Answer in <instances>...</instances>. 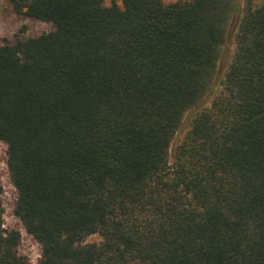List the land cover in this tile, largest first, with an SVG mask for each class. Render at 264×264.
<instances>
[{"label":"trees","instance_id":"16d2710c","mask_svg":"<svg viewBox=\"0 0 264 264\" xmlns=\"http://www.w3.org/2000/svg\"><path fill=\"white\" fill-rule=\"evenodd\" d=\"M7 1L52 25L0 43V141L38 264H264V0ZM19 240L0 201V264H30Z\"/></svg>","mask_w":264,"mask_h":264},{"label":"rangeland","instance_id":"374dc122","mask_svg":"<svg viewBox=\"0 0 264 264\" xmlns=\"http://www.w3.org/2000/svg\"><path fill=\"white\" fill-rule=\"evenodd\" d=\"M103 4L109 5L115 2L121 5L122 0H101ZM170 2L174 0H163ZM262 0H256L261 2ZM242 8L232 10L229 14L225 30L224 41L219 47L218 58L214 67L211 78H221L226 71L232 57L235 46L234 36L237 29L238 21L242 15ZM52 29L50 22L33 19L21 14L13 12L11 5L7 0H0V43H14L18 38L38 35L42 32H47ZM211 96L206 101L209 103ZM189 126L188 115L186 114L180 129L172 139L171 146L174 147L179 143L185 131ZM5 144L0 141V184L1 193L0 201L2 205V221L3 227L6 229L13 228L19 231L20 240L18 244V251L26 256L30 264H38L40 257V245L35 239L28 234L21 221L13 214V206L16 197V190L13 187L6 168L5 163ZM87 241L98 240L97 235L88 236Z\"/></svg>","mask_w":264,"mask_h":264},{"label":"built area","instance_id":"2783aa9c","mask_svg":"<svg viewBox=\"0 0 264 264\" xmlns=\"http://www.w3.org/2000/svg\"><path fill=\"white\" fill-rule=\"evenodd\" d=\"M7 168V167H6ZM7 172H8V170H7Z\"/></svg>","mask_w":264,"mask_h":264}]
</instances>
